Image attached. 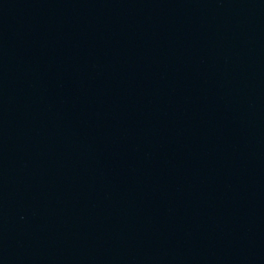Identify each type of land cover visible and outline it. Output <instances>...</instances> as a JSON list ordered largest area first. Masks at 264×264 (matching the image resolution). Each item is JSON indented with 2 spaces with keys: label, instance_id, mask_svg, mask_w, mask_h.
Segmentation results:
<instances>
[{
  "label": "water",
  "instance_id": "95a60500",
  "mask_svg": "<svg viewBox=\"0 0 264 264\" xmlns=\"http://www.w3.org/2000/svg\"><path fill=\"white\" fill-rule=\"evenodd\" d=\"M0 264H264V0H0Z\"/></svg>",
  "mask_w": 264,
  "mask_h": 264
}]
</instances>
